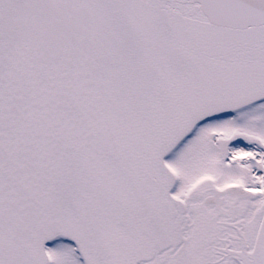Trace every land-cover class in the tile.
<instances>
[{"label":"snow or ice","instance_id":"obj_1","mask_svg":"<svg viewBox=\"0 0 264 264\" xmlns=\"http://www.w3.org/2000/svg\"><path fill=\"white\" fill-rule=\"evenodd\" d=\"M0 264H264V0H0Z\"/></svg>","mask_w":264,"mask_h":264}]
</instances>
